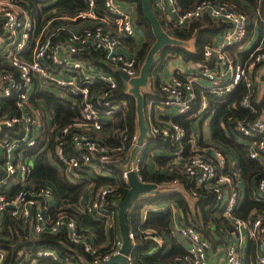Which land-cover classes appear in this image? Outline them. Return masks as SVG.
<instances>
[{
    "label": "built area",
    "instance_id": "obj_1",
    "mask_svg": "<svg viewBox=\"0 0 264 264\" xmlns=\"http://www.w3.org/2000/svg\"><path fill=\"white\" fill-rule=\"evenodd\" d=\"M36 1L42 7L59 0ZM151 1L168 26L183 29L208 16L222 23L223 28L213 42L204 46L202 59L189 61V71L176 68L169 80L161 82V95L151 98L145 111L148 138L128 167L139 135L138 125L130 138L121 135L119 145L109 144L101 130L127 109L128 102L118 95V87L120 80L127 91L130 85L117 71L129 77L140 71L137 51L125 53L121 49L125 38L136 35L134 2L84 0V6L75 12L51 9L38 28V14L31 1L0 0V98L11 99L15 108V112H10L0 105V189H4L0 190V224L8 213L30 224L36 233L65 230L71 243H81L85 251L95 256V264L110 259L120 252L122 237H116L108 249L102 250L105 245L95 244L94 233L79 223L76 210L107 217L104 205L113 188L108 184L92 191L98 176L107 174L106 167L118 160L114 153H124L129 140L125 160L121 161V178L128 182L130 172L134 171L142 180L140 151L149 138L161 137L171 140L175 167L194 179L196 188L213 181L224 184L215 187L216 200L232 221L235 232L223 249V263L243 264L240 246L246 237L264 245V216L256 214L242 219L233 215L240 201V172L230 164L222 147L203 137L199 122L215 112L204 92H231L239 83L247 89L240 104L258 111L254 101L259 105L264 89V33L249 46L255 26L250 31L248 14L226 2L201 0L183 9L177 0ZM256 14L259 16V8ZM243 44L246 48H242ZM242 50L245 54L240 57ZM54 87L70 108H79L77 117L62 126L57 125L52 113L48 122L37 110V102L44 100L38 94L52 92ZM198 88L202 90L197 99ZM169 110L193 118L195 123L189 133L182 124L166 118ZM233 127L249 139L250 156L264 162V109L260 107L251 121H235ZM188 134L192 147L185 151L183 139ZM32 151L47 152L58 166L62 165L70 183L85 180L90 191L82 199L72 201L59 197L51 186H33L29 177ZM173 182L176 184L177 180ZM12 186L17 188L13 194L7 191ZM258 189L264 192V178ZM191 194L196 196V189ZM117 212L108 217V222L115 219ZM173 229L187 240L188 246L185 253L163 264H212L208 254L210 243L197 229L177 222ZM129 237L132 239L134 233L129 231ZM154 238L158 244L165 242L161 236ZM3 256L0 251V264ZM46 256L58 258L55 250L40 248L34 257L28 256L27 264H43L40 258ZM128 260L133 264L130 254ZM257 262L264 264V251L258 254Z\"/></svg>",
    "mask_w": 264,
    "mask_h": 264
},
{
    "label": "trees",
    "instance_id": "obj_2",
    "mask_svg": "<svg viewBox=\"0 0 264 264\" xmlns=\"http://www.w3.org/2000/svg\"><path fill=\"white\" fill-rule=\"evenodd\" d=\"M30 1L38 14V28H40L44 17H48L51 9H56L57 12H75L84 6V0H59L54 7H39L38 1ZM130 1L134 2L136 6L135 22L142 26L145 33L144 40L137 49L139 66L141 67L148 49L155 40V36L150 23L144 16L141 0ZM199 1L201 0H177L183 9L190 8ZM217 1L226 2L237 10L248 14L250 17V31L257 24L262 33L264 29V0ZM257 8L260 11L259 16L256 14ZM155 11L163 26L171 35L185 41L193 39V42H191L193 48L188 49L185 45L177 44H166L162 47L150 72L149 88L144 91L146 97L145 111H147L149 100L155 97L158 98L161 95L160 72L166 61L175 56H182L185 60L202 59L204 57V46L213 42L218 32L223 28L222 23L216 22L208 16L194 21L187 28L168 26L161 13ZM125 87V83L120 80L118 95L128 102L125 113L117 115L112 123L104 125L101 130L102 137L111 145L121 144L123 133L130 138L137 130L136 99ZM197 90L198 99L202 89L198 88ZM246 90L245 84L239 83L231 92L216 94L203 91L207 93L211 106L215 108L209 124L211 139L215 145L230 147L235 152L236 167L240 172V176L246 180L245 192L238 205L233 209V215L242 219L256 214L264 216V192L258 189L260 180L264 178V162L250 156L247 144L249 139L235 131L233 127L237 120H253L260 110V106L255 101L258 111H252L240 104V99ZM38 96L45 99L58 126L68 123L69 120L77 117L79 113V108H70L68 102L54 91H43ZM0 105L3 110L15 112L11 99L0 98ZM192 119L189 114H176L172 117L173 121L186 127L188 133L192 129ZM188 136L189 134L183 139L185 151L192 147L187 140ZM129 145L128 140L124 153H114L118 159L117 162L108 165L106 167L107 174L99 175L97 184L91 188L93 191L108 184L113 188L104 205V213L108 216L76 210L75 217L79 223L84 225L87 231L94 233L95 244L105 245L102 250L108 249L113 243L117 233L116 226L119 225L118 214H115L114 224L108 222L107 219L112 213L117 212V203L124 198L129 189V184L121 178L120 172L121 161L125 160V153ZM173 151L171 140L161 137L156 140L149 138L140 151L139 175L144 182L156 183L158 191L152 195L142 194L134 200L127 211L129 231L134 233L130 249L133 264L169 263L174 260L175 256L186 252V248L182 243L175 238H169L174 230L172 226L173 212L169 206L171 202L178 208L180 222L197 229L210 243L211 251L212 248L223 251L230 241L229 237L235 232L232 221L223 214V208L216 200L215 187L219 186L220 183L213 181L209 185L196 188L194 179L186 172L175 167ZM152 162L156 163V168L153 167ZM31 164L32 169L29 177L33 186L38 188L51 186L59 197L69 198L72 201H78L81 195L90 191L85 180L75 184L70 183L61 168L62 165L53 164L46 152L38 153L37 156L31 159ZM174 179L177 180L176 184L173 182ZM167 185L172 186L167 189ZM180 185L187 193L178 187ZM194 189H196V196L191 194ZM0 190L4 191L3 188ZM7 191L13 194L17 191V188L12 186ZM189 197H192V199H189ZM144 209L146 215L143 218ZM159 236L165 239L163 244H158L154 238ZM40 248L53 249L58 254L57 259L51 256L40 258L43 264H95V256L85 251L81 243H71L65 230L54 233L47 231L36 233L31 225L25 223L22 219L10 216L8 213L3 216L0 224V251L4 254L2 264H27L29 262L28 256L34 257L35 252ZM242 260L243 264H258L255 250L253 253L248 251L245 256L242 255Z\"/></svg>",
    "mask_w": 264,
    "mask_h": 264
},
{
    "label": "water",
    "instance_id": "obj_3",
    "mask_svg": "<svg viewBox=\"0 0 264 264\" xmlns=\"http://www.w3.org/2000/svg\"><path fill=\"white\" fill-rule=\"evenodd\" d=\"M142 10L144 16L151 25L155 40L147 51L146 57L141 64L139 74L133 77H129L125 72L118 70L117 74L124 80H128L129 93H131L136 99L137 119L139 135L137 143L131 151L130 160L134 159L136 152L140 149V146L148 138L146 118H145V101L146 97L143 92V88L150 84V72L152 71L155 63L156 56L160 53L162 47L166 44L185 45V40L171 35L163 26L158 14L156 13L151 0H141ZM258 103L261 108L264 109V91L261 94ZM129 189L118 203V215L120 220V226L122 231L123 244L120 252L110 259L102 261L100 264H130L128 260V254H130L132 240L129 237V224L127 220V211L132 206L134 200L139 198L142 194L157 190L158 185L156 183L144 182L140 180L134 171L130 172L128 178Z\"/></svg>",
    "mask_w": 264,
    "mask_h": 264
},
{
    "label": "crops",
    "instance_id": "obj_4",
    "mask_svg": "<svg viewBox=\"0 0 264 264\" xmlns=\"http://www.w3.org/2000/svg\"><path fill=\"white\" fill-rule=\"evenodd\" d=\"M30 1V0H28ZM55 4H52L51 6L54 7ZM42 7H50V6H42ZM135 15H136V6H135ZM136 23V22H135ZM256 26H259L257 24H255V27ZM136 35L133 36V37H127L125 38L124 40V45L121 47V49L125 52V53H134L137 51V49L141 46L143 40H144V37H145V33H144V30L142 28V26L136 24ZM264 31V29H263ZM249 38H251L249 36ZM245 54V51H239V56L240 57H243ZM183 58L182 56H175V57H171L170 59H168L165 63V66L163 67L162 71L160 72V77H161V81H163L164 79L167 81L171 78L173 72L176 70V61L178 59H181ZM184 62L186 63L187 67H191L190 64H189V61L190 60H185L183 58ZM179 66H183V62L182 64H179ZM178 69V68H177ZM189 71V70H188ZM149 86V85H148ZM147 86V87H148ZM146 87V88H147ZM264 91V89H263ZM262 91V93H263ZM143 92H144V89H143ZM145 93V92H144ZM41 97V96H40ZM42 98V97H41ZM44 99V98H43ZM45 100V99H44ZM42 101L41 102H37V110L39 112H41L44 116V119H48V122L50 121V114L52 113V111H50L49 109V105L47 104V102L45 101ZM53 114V113H52ZM165 115H168L166 118H172L173 116H175V112L174 110H169L166 112ZM54 116V115H53ZM210 121V119H209ZM203 121H200L199 124H201ZM195 122L192 121V125H194ZM203 129V128H202ZM210 130V129H209ZM207 135L205 136V134H203V137H205L207 140L209 141H212L214 142L212 139H211V133L208 132L206 133ZM222 148L225 150L227 156H228V160L230 161V164L232 165H236L237 164V159H236V154L235 152L230 148V147H225V146H222ZM33 155H29L30 159H33L35 156H37L38 153H41V152H35V151H32ZM47 153V152H46ZM48 155V153H47ZM51 159V156L48 155ZM52 163L53 164H57L55 163L52 159H51ZM152 165L154 168H156V163L152 162ZM58 166V164H57ZM58 168V167H57ZM128 183V182H127ZM170 186L172 185H169L167 186V189L170 188ZM183 192L187 193L186 191L183 190V186L180 185L178 186ZM238 187L240 189V200L245 192V189H246V180L244 179V177L240 176V179L238 180ZM158 190H155V191H149V192H146L144 193L145 195H152L154 192H156ZM88 192H86L87 194ZM85 193L83 195H81V197L79 199H82L85 195ZM189 199H192V197H189ZM169 206L172 208V212H173V219L174 217L176 218L173 222H172V226L174 228V222H177V223H181L180 220H179V217H178V208L172 204V202L169 204ZM118 210V208H117ZM118 213V212H117ZM146 213H145V209H144V213H143V218L145 217ZM119 216V215H118ZM111 224H114L115 223V219L113 220H110ZM116 225H118L116 223ZM116 229H117V233H116V237H122V231H121V226H120V220H119V225L116 226ZM172 238V239H177L178 242L182 243L183 246L185 248H187L188 246V242L185 238H183L180 233L176 230H173L171 232V235L169 236V238ZM230 238H233V236L231 235ZM229 238V239H230ZM240 250H241V253L243 256L246 255V253L249 251V253H253V251L255 250V255H256V258L258 256V254L260 252H263L264 251V245L262 243H259L258 241L256 240H253V239H250L248 237H246L242 242H241V246H240ZM252 255V254H251ZM209 260L212 264H224L223 263V251L220 250V249H217V250H214L212 248V251H211V248L209 249Z\"/></svg>",
    "mask_w": 264,
    "mask_h": 264
},
{
    "label": "rangeland",
    "instance_id": "obj_5",
    "mask_svg": "<svg viewBox=\"0 0 264 264\" xmlns=\"http://www.w3.org/2000/svg\"><path fill=\"white\" fill-rule=\"evenodd\" d=\"M263 31H262V33L260 32V28H259V26H256L255 27V34L254 35H252V33H251V35H250V37L251 38H249V40L250 41H252L251 42V44L249 45V46H251L252 44H254L255 42H257L258 41V39L260 38V36H262L263 35ZM249 40H247V41H249ZM191 42H193V39H189V40H187V41H185V46L188 48V49H192L193 48V44H191ZM248 43V42H247ZM242 48H246V45H242ZM182 62H183V66H179V64H182ZM176 68H179L181 71H188L189 70V67H187V65H186V63L184 62V60H183V58H181V59H178L177 61H176ZM206 82H207V84H208V80H205ZM147 87V86H146ZM146 87L145 88H143L144 89V91L146 90ZM147 88H149V86L147 87ZM53 90H54V92L55 93H57V94H59L60 95V90L58 89V88H53ZM65 97V96H64ZM66 98V97H65ZM209 119H211L210 117L209 118H207V119H204V121L199 125V127L201 128H203V132H204V134H205V136L207 135L206 133H208V132H210V128H209V124H210V121H209ZM199 122V121H198ZM218 144H220V143H218ZM221 145V144H220Z\"/></svg>",
    "mask_w": 264,
    "mask_h": 264
}]
</instances>
